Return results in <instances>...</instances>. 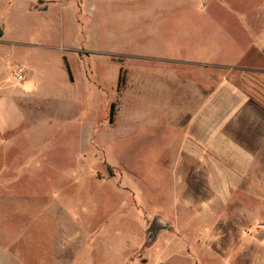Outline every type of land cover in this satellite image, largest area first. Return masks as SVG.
Masks as SVG:
<instances>
[{
  "label": "rangeland",
  "instance_id": "374dc122",
  "mask_svg": "<svg viewBox=\"0 0 264 264\" xmlns=\"http://www.w3.org/2000/svg\"><path fill=\"white\" fill-rule=\"evenodd\" d=\"M46 6L45 13L28 15L18 6L11 9L6 38L15 44L0 47V61L30 64L46 90V97L27 108L22 129L28 133L19 145L42 162L34 170L35 213L44 210L46 220L55 221L56 264H71L76 249L61 248L76 235L77 217L87 234L108 221L98 235L101 244L95 240L81 264H121L126 256L132 264H264V194L252 192L250 184L226 212V251L207 242L212 225L199 214L189 215L195 238L189 257L173 256L176 245L167 239L175 235L155 240L149 227L143 233L144 217L157 209L150 195L165 183L164 163L182 138L176 122L188 107L163 96L181 98L206 84L208 68L196 65L201 63L211 65V87L231 78L264 106V73L237 70L261 61L249 45L264 42V0H46ZM40 43L47 47L24 45ZM140 96L147 105H140ZM140 111L150 112L151 121L142 122ZM55 191L67 216L53 203ZM1 205V220L12 225L15 238L26 219L16 213L15 200ZM124 237L131 250L122 244ZM104 255L109 262L95 263Z\"/></svg>",
  "mask_w": 264,
  "mask_h": 264
},
{
  "label": "crops",
  "instance_id": "0c3cea01",
  "mask_svg": "<svg viewBox=\"0 0 264 264\" xmlns=\"http://www.w3.org/2000/svg\"><path fill=\"white\" fill-rule=\"evenodd\" d=\"M16 6L22 8L23 15L45 13L47 9L46 0H0V9H3L0 19L3 31L0 47L15 44L14 40L9 39L10 36L6 38V24L12 14L11 9ZM261 43L264 42L250 43L249 50L255 52L262 61L264 52L260 50ZM24 45L32 49L47 47L41 43ZM247 50L248 46L245 51ZM64 57L66 55H63V61ZM261 61L256 64L248 63L237 70L251 69L264 73ZM64 65L68 71L65 61ZM196 65L208 68L206 84L195 85V90L183 93L185 96L181 98L163 96L165 102L175 101L188 107L176 122V135L182 138L175 135L177 145L176 148H171H174V153L169 155L167 164L162 162L167 170L163 173L166 181L160 184L161 187H155V193L150 195L157 209L149 211V216L143 219V233L146 227L150 229L157 220L156 226L160 230L156 233L155 240L164 234L175 235L169 237L167 242L176 245L172 254L179 257L191 255L195 240L192 237L194 221L189 219V215L199 214L205 224H211V228L206 229L209 233L207 242L218 244L219 249L225 250L228 238L224 230L227 228L225 216L230 202L238 199L246 184H250L252 192L264 194V106L231 78H224L211 87V65ZM219 66L235 67L227 64ZM20 69L25 72L22 80L16 76ZM36 72L26 62L15 64L12 61H0V264H56L55 221L46 220L44 210L40 215L35 213L34 170L42 166V162L35 161L28 146L19 145L28 133L22 129L28 118L27 108L46 97V90L34 80L38 74ZM181 87L183 90L189 89L186 84ZM159 94L162 93L157 96ZM139 103L147 105L146 97L140 96ZM142 113L140 111V115ZM169 114L168 112L167 116ZM141 118L142 122L151 121L150 112L144 113ZM20 156H23V161L18 162ZM147 179L145 184L151 186L153 181ZM20 184H24V187L20 188ZM166 184L169 186L166 187ZM58 197L59 194L55 191L53 203H59L62 214L67 216L65 206L62 205L65 201H60ZM143 198L144 195L141 200ZM10 200L17 202L16 213L26 219L21 234L15 238L10 235L12 225H5L1 220L4 215L1 204ZM76 222V235L64 243V249L61 248V251L69 248L72 252L76 249L71 264H81L86 259V251L93 247L95 240L98 241L96 246L101 244L98 235L108 223L107 218L103 219L87 234L82 219L77 217ZM162 223L169 224L172 229L163 228ZM62 230L66 233V229ZM204 235L205 233L200 235V238L204 239ZM121 242L131 250V242L127 238H122ZM101 259L109 262V256L104 255L96 258L95 263ZM91 261L92 259L89 260L90 264ZM128 262L132 264L133 260L126 256L121 264ZM160 264L174 263L168 261Z\"/></svg>",
  "mask_w": 264,
  "mask_h": 264
},
{
  "label": "trees",
  "instance_id": "16d2710c",
  "mask_svg": "<svg viewBox=\"0 0 264 264\" xmlns=\"http://www.w3.org/2000/svg\"><path fill=\"white\" fill-rule=\"evenodd\" d=\"M64 61H65V63L67 64L68 73H69L70 78H71V80H72L71 69H70V67H69V64H68V62H67V58H66V57H64ZM123 85H124V78H121L120 81H119V88L123 87ZM115 107H116V104L113 103V104L111 105L110 115H109V121H110V123H113V122H114V119H115V115H116Z\"/></svg>",
  "mask_w": 264,
  "mask_h": 264
},
{
  "label": "water",
  "instance_id": "95a60500",
  "mask_svg": "<svg viewBox=\"0 0 264 264\" xmlns=\"http://www.w3.org/2000/svg\"><path fill=\"white\" fill-rule=\"evenodd\" d=\"M2 35H3V31L0 28V37H2ZM156 221L157 220H155L153 222V224L151 225L150 229L148 230L149 233L156 234L160 230V228L158 226H156Z\"/></svg>",
  "mask_w": 264,
  "mask_h": 264
},
{
  "label": "built area",
  "instance_id": "2783aa9c",
  "mask_svg": "<svg viewBox=\"0 0 264 264\" xmlns=\"http://www.w3.org/2000/svg\"><path fill=\"white\" fill-rule=\"evenodd\" d=\"M24 70L23 69H20L19 71H18V73L16 74V76H17V78L19 79V80H22L23 78H24Z\"/></svg>",
  "mask_w": 264,
  "mask_h": 264
}]
</instances>
